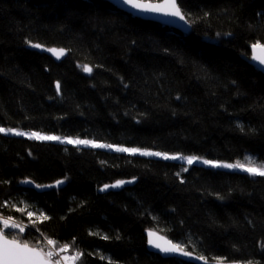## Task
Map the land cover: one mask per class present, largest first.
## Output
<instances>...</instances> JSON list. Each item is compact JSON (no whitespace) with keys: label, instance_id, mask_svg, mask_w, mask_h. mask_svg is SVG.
Listing matches in <instances>:
<instances>
[{"label":"trees","instance_id":"trees-1","mask_svg":"<svg viewBox=\"0 0 264 264\" xmlns=\"http://www.w3.org/2000/svg\"><path fill=\"white\" fill-rule=\"evenodd\" d=\"M178 4L188 33L102 0H0V126L263 162L264 75L250 50L264 45V0ZM27 179L65 186L38 193ZM0 215L16 221H0L8 238L71 264H193L151 253L147 229L208 260L264 264L259 175L0 133Z\"/></svg>","mask_w":264,"mask_h":264},{"label":"water","instance_id":"water-1","mask_svg":"<svg viewBox=\"0 0 264 264\" xmlns=\"http://www.w3.org/2000/svg\"><path fill=\"white\" fill-rule=\"evenodd\" d=\"M102 1H105V2L112 4L117 9H119L120 11H122L124 13L133 15L135 17H138V18H141V19H144L147 21H151V22H155V23H159L161 25L171 27V28L179 30L183 33H188L192 29L191 24L188 22V20H187V18L184 15L182 10H181V12L185 17L184 20H181V19H179V17H176V16L166 15L164 10L146 11L143 9H134V8H131L129 5L125 4L123 2V0H102ZM167 2H168V0H161V1H156V2L137 0V3L143 4V5H153V6L164 5ZM177 3H178V0H177ZM178 6H179V4H178ZM34 44H39V43H34ZM32 45L33 44L28 45L27 48L30 50L36 51L40 54H45V55L51 57L56 63H61L69 57L68 50L63 48V47H56V46L47 47V46H44L42 44H39L40 47L36 48V47H32ZM255 46L256 45H253L251 47V50H250V63L264 75V64H261L260 61L258 59H256V57H264V45H259L260 47H258V48ZM49 49H57V50L63 49L64 54L60 55L58 57L57 55L53 54V52L49 51ZM118 182H123V183H120L119 186H117V187H112V185H116ZM134 183H135V180L117 181L115 183L103 186L100 189V193L105 194L108 192L121 191L125 187L133 185ZM38 186L39 185H37L35 182H33L30 179L24 180L21 183V187H23V188L32 189V190L37 191L38 193H44L46 191H50L53 189H57V190L62 189L65 186V181L61 180V181H57V182L52 183V184L39 186V187ZM150 232L154 233L155 235L150 237L149 236ZM0 233H3L1 229H0ZM145 236L147 239L148 250L151 253L160 255L164 259L176 258V259H180L182 261H185L188 263H193V264H257V263H241V262H234V261H223V260H208L202 256L197 255L196 253L187 251L185 248H183L179 244L178 245L180 246L181 249H183V252L188 253V255H184L181 252L165 253V252L161 251L159 248L155 247L154 244H160L161 247H167L168 244L166 243V241L170 242L171 244H177V243L173 242L166 234H164V233H162L156 229H147L145 231ZM8 239H11V238H8ZM150 240L153 241V243H150ZM30 247H32V246H30ZM32 248H35V247H32ZM35 249L40 250L38 248H35ZM50 262H51V264H55L52 260H50Z\"/></svg>","mask_w":264,"mask_h":264},{"label":"snow or ice","instance_id":"snow-or-ice-1","mask_svg":"<svg viewBox=\"0 0 264 264\" xmlns=\"http://www.w3.org/2000/svg\"><path fill=\"white\" fill-rule=\"evenodd\" d=\"M123 2L127 5H129L131 8L134 9H143L146 11H161L164 10L166 15L176 16L179 17V19L184 20L185 17L181 12L180 7L178 6L177 0H168V2L164 5H143L140 3H137V0H123ZM32 47H40L39 44H33ZM255 47H260L259 45H256ZM49 51L53 52V54L57 55L58 57L60 55H63V49L57 50V49H49ZM260 61L261 64H264V57H256ZM84 70L87 72H91V68L85 66ZM59 87V85H57ZM0 131H3V129H0ZM17 135H23L21 132H17ZM33 136H36L35 133L32 134ZM43 139H59V137H40ZM67 143H74V144H84L88 145L91 142L86 140H67ZM93 147H104V145H98L92 143ZM108 147H111L110 145ZM118 151H131L135 152L136 149H117ZM148 155H160V153H143ZM165 159H186L189 164H192L196 162L198 157L195 156H189V157H177V156H164ZM203 163L209 164L212 167H226V168H243L244 171L250 172L253 175H259L264 176V166L261 168H250L245 167L241 164H217L213 161L209 160H203ZM62 183V182H61ZM120 183L118 182L116 185H112V187L119 186ZM39 187V186H38ZM44 219H47V217H44ZM5 226H7L8 221H4ZM15 227V225H12ZM21 232H23V229H20ZM155 234L150 232L149 236L152 237ZM49 244H53L54 242L52 240L48 241ZM150 243H153V241L150 240ZM167 247H161L160 244H154L155 247L159 248L161 251L165 253H171V252H181L184 255H188V253L183 252V249L180 248L178 244H171L170 242H167ZM65 249H61V251H64ZM53 254L51 252L47 253V256H45L40 250H37L35 248H32L29 246L28 243L22 242L17 239H8L7 236L4 233H0V264H51L50 260L48 259Z\"/></svg>","mask_w":264,"mask_h":264},{"label":"rangeland","instance_id":"rangeland-1","mask_svg":"<svg viewBox=\"0 0 264 264\" xmlns=\"http://www.w3.org/2000/svg\"><path fill=\"white\" fill-rule=\"evenodd\" d=\"M0 129H3V131H0V133H4V134H8V135L33 138V139L41 140V141L58 142V143L63 144V145H73V146H78V147H82V148L102 149V150H107V151H114V152L127 153V154H133V155H142V156L160 158V159H165L164 158L165 155H167L169 157H171V156H177V157L195 156V157H198L200 159H198L196 162H194L192 164H189L186 159H182V158H180V159H166V160L177 161V162L183 163V164H185L187 166L201 165V166H205V167H209V168L242 172V173H247V174L252 175V176H254V175L251 174L250 172L244 171L243 168L212 167L209 164L203 163V160L213 161L214 163L221 164V165H223V164H232V165L241 164V165H244L245 167H250V168H261L262 166H264V161L263 162H256L255 164L250 162V161H248V160H238V161H234V162L219 161V160L208 159V158H206L204 156L188 155V154H181V153H164V152L151 150V149L127 147V146H124V145L102 142V141H98V140L91 139V138L68 137V136H61V135H57V134H48V133L39 132V131L23 130V129H20V128L2 127V126H0ZM17 132H21V133H23V135H17L16 134ZM33 133H35L36 136H33L32 135ZM40 137H59V139H43V138H40ZM67 140H86V141H90L91 143L88 144V145H84V144H79L78 145V144H74V143H67ZM92 143L98 144V145H104V147H93ZM109 145L111 147H108ZM117 149H136L137 151H135V152L118 151ZM143 153H160V155H148V154H143ZM32 215L34 217H36V218H40L41 217L40 215L34 213L33 211L29 214V216H32ZM68 264H71L70 261H69V258H68Z\"/></svg>","mask_w":264,"mask_h":264},{"label":"built area","instance_id":"built-area-1","mask_svg":"<svg viewBox=\"0 0 264 264\" xmlns=\"http://www.w3.org/2000/svg\"><path fill=\"white\" fill-rule=\"evenodd\" d=\"M5 220H7L8 222H16L8 217L2 216L0 215V221L4 222ZM49 252H51L53 255L51 256V258H57L60 261V264H68V258L64 257L63 255H61L59 252H57L54 249H51Z\"/></svg>","mask_w":264,"mask_h":264}]
</instances>
